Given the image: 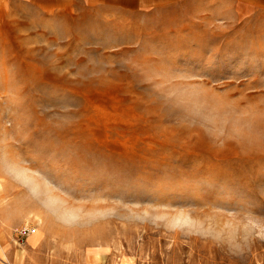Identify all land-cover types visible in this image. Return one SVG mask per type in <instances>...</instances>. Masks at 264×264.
Instances as JSON below:
<instances>
[{"label":"rangeland","instance_id":"374dc122","mask_svg":"<svg viewBox=\"0 0 264 264\" xmlns=\"http://www.w3.org/2000/svg\"><path fill=\"white\" fill-rule=\"evenodd\" d=\"M23 227L21 264H264V6L0 0V243Z\"/></svg>","mask_w":264,"mask_h":264},{"label":"crops","instance_id":"0c3cea01","mask_svg":"<svg viewBox=\"0 0 264 264\" xmlns=\"http://www.w3.org/2000/svg\"><path fill=\"white\" fill-rule=\"evenodd\" d=\"M104 1H115L116 4L120 5L121 7H124V6H131L132 8H138V7H141V6H147V5H152L154 3H158V2H161L163 0H104ZM235 2L238 1V2H242V4H244V8L245 7H248V6H264V0H234ZM24 228V227H23ZM23 228L20 229L19 233L21 232V230H23ZM20 236V234H17L16 237L15 236H11L10 234H6L5 238H6V241L7 243H0V264H21V261L17 254V252H21L22 250H19L16 248L14 250H12V247H16V245L19 246L20 243L17 244L18 242V237ZM30 237V236H29ZM28 237V238H29ZM27 238V239H28ZM16 242V243H15ZM32 242V239H28L27 243L31 244ZM22 245V244H20ZM22 252H25V251H22ZM11 258V263L7 262L6 259H4L5 257H8Z\"/></svg>","mask_w":264,"mask_h":264},{"label":"built area","instance_id":"2783aa9c","mask_svg":"<svg viewBox=\"0 0 264 264\" xmlns=\"http://www.w3.org/2000/svg\"><path fill=\"white\" fill-rule=\"evenodd\" d=\"M31 233H32L31 230L28 228H24L23 230H21L20 238L22 242L26 241V239L30 236Z\"/></svg>","mask_w":264,"mask_h":264}]
</instances>
